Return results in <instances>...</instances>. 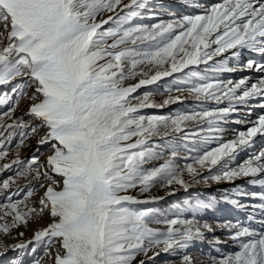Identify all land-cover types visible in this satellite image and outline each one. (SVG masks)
Returning <instances> with one entry per match:
<instances>
[{
	"label": "snow or ice",
	"instance_id": "snow-or-ice-1",
	"mask_svg": "<svg viewBox=\"0 0 264 264\" xmlns=\"http://www.w3.org/2000/svg\"><path fill=\"white\" fill-rule=\"evenodd\" d=\"M184 3L202 7L195 0ZM147 4L148 0H0V105L6 106L0 112V160L8 157L17 136V150L39 135L37 145H49L50 152L43 162L32 155L25 166L17 151L14 159L0 164V171L17 166L14 175L0 182V232L8 234L33 216L43 218L45 212L50 219L26 242H0V256L30 246L35 252V245H43L52 264H134L139 254L187 248L218 227L237 250L211 264H264V150L236 167L229 165L254 137L264 134V114L233 139L223 141L217 135L238 107L259 98L258 106L264 108V75L250 85L248 77L225 83L218 74L236 69L227 67L226 60L214 61L230 50L233 57L240 49L264 56V0H221L201 14L136 23ZM209 61L214 63L205 74H185ZM245 67L264 73V63L253 59ZM177 73L182 78L165 88L161 103L149 92L133 95ZM129 80L136 82L126 84ZM189 96L199 110L140 114L145 108L184 103ZM25 99L30 101L27 111L16 117ZM24 116L36 123L26 122ZM212 141L217 146L207 147ZM181 148L188 153L183 165L177 163ZM165 152L162 163L148 166ZM214 167L218 173L203 176L204 183L246 179L258 189L237 185L222 197L247 213L245 221L214 227L197 220V213L216 206L215 199L188 201L171 218H158L151 207L129 206L163 199L141 200L132 190L146 194L159 185L173 189L167 195H174L176 186L187 190L190 183L199 182L201 170ZM29 177L24 198L13 199L11 186ZM36 186L45 189L38 206L28 203ZM183 212L193 218H182ZM257 213L262 217L258 221ZM153 223L163 227H152ZM213 243L221 241L216 238ZM158 255L153 251V257ZM183 264H192V258L184 256Z\"/></svg>",
	"mask_w": 264,
	"mask_h": 264
},
{
	"label": "rangeland",
	"instance_id": "rangeland-1",
	"mask_svg": "<svg viewBox=\"0 0 264 264\" xmlns=\"http://www.w3.org/2000/svg\"><path fill=\"white\" fill-rule=\"evenodd\" d=\"M126 3L127 0H124ZM221 0H195L196 4L201 5L202 7H191L184 3V0H148V4L145 10H142L141 18H138L136 23H146L153 24L158 23L161 20L167 21L173 18H178L183 15H196L201 14L204 8L210 7L214 3H219ZM171 14H174L171 15ZM106 18V16L104 17ZM99 19V18H98ZM111 26L105 25V27ZM230 50L229 52L224 53L222 56L215 57V60H226L227 67L234 68L236 71L234 72H224L218 74L217 78L224 81L225 83L228 81H239L242 78H249V85L251 83H255L264 73L257 71L256 69H248L245 67L247 61L249 59L256 60L259 63H264V57L259 53L255 54L251 50L240 49L239 56L233 57ZM214 61H209L208 65L201 64L199 66H194L191 69L185 70V74L189 70L199 71L202 74H205V69L210 68ZM208 75H213L212 73H207ZM177 78H182L181 74H173L172 77L162 78L160 81L152 84L144 86L137 90L133 95L136 97L142 96L145 92H149L152 94V99L156 103H161L166 98L165 88L171 85ZM134 80L126 81L125 83H135ZM31 92V89H29ZM175 94V93H173ZM185 96L187 94L185 93ZM136 101L133 100V103ZM261 103L260 99H253L249 102L248 106H240L237 109V113L232 114L228 117V122L222 123L221 127L223 128V132L217 135L222 137L223 141H227L233 139L235 134L239 131H246L248 127L252 125L259 115L264 114V108L259 107L258 105ZM30 104V101L27 99L22 100L18 110L15 112L16 117L23 116L27 111V108ZM227 105V102L221 104V107ZM214 106V105H212ZM199 110L198 105L193 101V99L189 96L185 100L184 103L169 105L164 108H145L142 109L141 115H171L177 112L185 111V110ZM249 109H251V114L249 115ZM6 110V106L0 105V112ZM24 119L28 123L35 124V121H31L29 117L24 116ZM239 120V123H235L234 121ZM10 122V121H9ZM43 134L41 130L40 135ZM38 136H31L26 141L24 146H22L19 150L16 149L15 145L19 140V137H15L13 139V143L10 145V151L8 157L5 160H0V164L7 163L11 159H14L17 155L22 161L26 162L31 159L32 155H39L41 158V162L44 161L45 157L50 154L49 145L38 146L37 140ZM156 143H161L160 140H156ZM188 146L192 147V143L188 142ZM217 142H210L207 147H216ZM264 150V134H258L256 137L252 139L251 144L242 151H239L236 155V158L229 162L231 167H236L244 160L248 159L252 154L259 153ZM180 159L177 160V163L183 165L186 161L183 157L187 156L188 153L184 151L182 148L178 149ZM194 155V153H193ZM168 153L165 152V155L158 161L152 162V164L148 165L149 167L162 163L164 159H166ZM190 162V161H188ZM17 170V166L13 165L11 169L0 171V182L6 179L8 176H12L15 174ZM219 171L218 167H214L211 171L201 170V177L199 178V182L190 183V186L187 190L176 186L174 195H167L169 191L173 189L160 188L159 185L154 186L149 193L141 194L139 190H132L131 194L136 196L138 199H145L147 196H156L163 197V199H158L154 203H149L147 205H129L130 207L139 209L144 207H151L158 213V218L168 217L171 218L179 209L183 208L184 205L188 201L195 202L197 198L205 200L215 199L218 201L216 206L212 209H208L196 214L195 218L199 220L201 223L207 222L212 224L214 227L218 223H226V222H235L237 220L245 221L247 218V213L244 211L236 210L230 204L225 203L222 200L223 195L226 192H231V190L237 186H244L249 190H258L252 188L250 185H247L246 179H238L234 184L228 182L216 183L213 181H209L208 183H204L202 177L203 176H211L217 174ZM186 180H190L191 178L185 174L184 177ZM31 177L28 179L19 178L15 184L11 186L9 189V194H13V199H23L24 195L27 192V184ZM33 183H35L33 181ZM17 188L22 189L17 192ZM45 191L44 188H40L36 186L35 192L43 193ZM33 193V194H34ZM36 196L29 197L28 201L36 202ZM40 199V198H39ZM39 199H37L39 201ZM182 218L191 219L193 218L192 214L189 212H183ZM262 219L257 213L256 221ZM7 222L11 223V217L7 218ZM50 222L49 216L44 218H38L33 216L29 219V222L25 224H20L15 228H12L8 234L0 232V242H3L6 245H13L16 243L26 242L31 239L35 230L45 227ZM254 227H259V225L253 221ZM152 227L162 228L163 225L153 223ZM23 233V236L19 235V233ZM219 238L221 243H213V241ZM36 251L32 252V246H30L27 250H10L7 255L0 256V264H33V261L36 259H40L42 264H52L53 257L51 255H46L43 245H35ZM55 246H53V249ZM237 250L236 245L228 239V233L218 227L214 233H205V237L202 240H194L189 243L187 248L184 249H176L173 251H169L167 253L160 251V249H154L153 251L159 252L158 256L153 257V251H150L147 256L144 254H139L134 261V264H139V261H145V264H183V257L189 256L192 258V264H211L213 259H219L222 256ZM2 251V249H0Z\"/></svg>",
	"mask_w": 264,
	"mask_h": 264
},
{
	"label": "bare ground",
	"instance_id": "bare-ground-1",
	"mask_svg": "<svg viewBox=\"0 0 264 264\" xmlns=\"http://www.w3.org/2000/svg\"><path fill=\"white\" fill-rule=\"evenodd\" d=\"M42 195H43V193H40V192H35L34 194H33V196H36V198L37 199H39L40 197H42ZM36 199V202H35V200L34 201H28V203L30 204V205H35V206H38V204H39V201ZM44 218H46V217H48V213L47 212H45L44 213ZM8 254V253H7Z\"/></svg>",
	"mask_w": 264,
	"mask_h": 264
}]
</instances>
